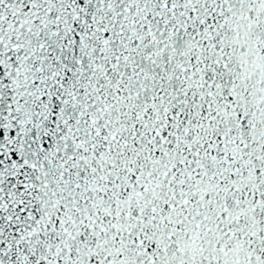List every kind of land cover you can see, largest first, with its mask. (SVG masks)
Listing matches in <instances>:
<instances>
[{"label":"snow or ice","instance_id":"snow-or-ice-1","mask_svg":"<svg viewBox=\"0 0 264 264\" xmlns=\"http://www.w3.org/2000/svg\"><path fill=\"white\" fill-rule=\"evenodd\" d=\"M0 264H264V0H0Z\"/></svg>","mask_w":264,"mask_h":264}]
</instances>
